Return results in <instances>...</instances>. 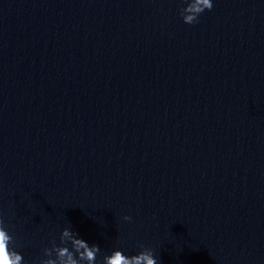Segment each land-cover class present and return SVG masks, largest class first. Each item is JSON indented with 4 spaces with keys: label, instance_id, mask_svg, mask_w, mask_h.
Listing matches in <instances>:
<instances>
[{
    "label": "water",
    "instance_id": "95a60500",
    "mask_svg": "<svg viewBox=\"0 0 264 264\" xmlns=\"http://www.w3.org/2000/svg\"><path fill=\"white\" fill-rule=\"evenodd\" d=\"M212 3L189 26L180 0H0V213L26 264L66 227L264 264V0Z\"/></svg>",
    "mask_w": 264,
    "mask_h": 264
},
{
    "label": "clouds",
    "instance_id": "9594fccd",
    "mask_svg": "<svg viewBox=\"0 0 264 264\" xmlns=\"http://www.w3.org/2000/svg\"><path fill=\"white\" fill-rule=\"evenodd\" d=\"M182 7L178 14L183 24L192 26L199 22L205 11H211L212 0H180ZM122 220L130 222L131 217L123 216ZM140 251L135 255H125L119 246L108 253H102L98 245L89 244L70 228L60 231L58 243L50 241V246L41 250V255L33 259L32 264H157L153 251L138 245ZM0 264H26L19 251L15 237L9 225L0 213Z\"/></svg>",
    "mask_w": 264,
    "mask_h": 264
}]
</instances>
